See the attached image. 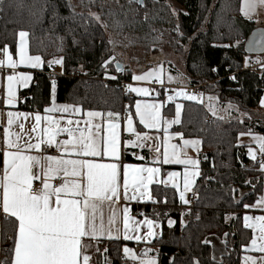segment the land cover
<instances>
[{
    "label": "trees",
    "instance_id": "1",
    "mask_svg": "<svg viewBox=\"0 0 264 264\" xmlns=\"http://www.w3.org/2000/svg\"><path fill=\"white\" fill-rule=\"evenodd\" d=\"M66 3L67 0H3L0 4L1 46L7 44L14 53L17 34L26 31L31 54H39L44 60L42 69L33 72L31 85L18 92L17 110L42 113L51 103L54 80L56 102L80 105L84 110L119 112L123 116L126 107L131 106L132 110L133 99L124 97L120 81L129 83L133 70L123 65L117 75L116 59L106 69L102 67L103 61L113 57L109 26L138 40L137 45L143 47L146 55L163 48L164 41L182 58L188 87H197L207 96H218L220 105L231 101L239 113L247 115L238 118L239 113L233 111L232 116L221 121L203 106L184 101L183 123L172 131L202 141L201 175L194 186L199 198L193 206L185 205L175 189L157 185L151 190L159 203L135 207L161 225L162 235L150 244L152 254L158 253V264H193L194 259L200 264H211L213 254L223 264H240L243 247L251 239L250 230L242 222L243 215L251 210L243 205H251L258 198L263 178L246 149L237 147L236 141L239 131L251 129L264 134V111L259 103L264 92L262 72L243 66L248 54L246 38L261 27L242 15L241 0H143V6L129 0H84L83 7L78 0L77 5L71 3L76 13H83V18L74 19ZM89 11L99 15L101 22L94 21ZM101 23L107 27H101ZM226 44L235 46L223 47ZM60 58L61 73L50 74L47 61ZM213 68L217 71L213 72ZM233 75L236 80L229 79ZM172 113L173 106H165L164 114ZM128 157V161H135ZM167 170L164 168L163 173ZM169 220L173 221L171 227ZM6 228L10 226L0 221L1 244ZM205 240L210 243L205 244ZM104 242L101 252L107 248L104 255L111 264H122L121 242ZM5 255L1 250L0 261ZM95 264H102L98 253Z\"/></svg>",
    "mask_w": 264,
    "mask_h": 264
},
{
    "label": "snow or ice",
    "instance_id": "2",
    "mask_svg": "<svg viewBox=\"0 0 264 264\" xmlns=\"http://www.w3.org/2000/svg\"><path fill=\"white\" fill-rule=\"evenodd\" d=\"M132 2L143 6V0H129V3ZM0 4H3V0H0ZM65 6L73 19L76 16L83 18V13L75 12L71 0H67ZM81 6H85L84 0H81ZM261 9H264V0H242L240 12L252 21ZM89 16L101 22L99 15L89 11ZM101 27L107 25L101 23ZM18 36L14 53L10 52L7 44L0 48V73H7L0 76V81L6 80L0 100L6 109L17 105V89L28 87L32 80L30 73L18 69H39L44 64L41 55L30 52L29 33L19 31ZM73 43H76L75 39ZM109 43L115 48V41L110 39ZM234 46L223 45L225 48ZM246 50L264 52V30L252 32ZM114 59L113 56L103 61L102 67L106 69ZM47 63L49 67L53 64L62 67L63 59L49 60ZM256 63L260 65L261 78L264 79V62L257 59ZM249 65L250 61L246 58L244 66ZM121 70L117 62L116 71ZM211 70L217 71L216 68ZM108 78L116 79L115 76ZM165 79L169 84H183L180 77L166 75L163 67L158 66L140 75H132V80L148 85L158 84L159 89L128 85L126 90L142 97L153 93L159 96L163 90L167 100L175 102L173 118L168 119L162 114L163 102L137 99L134 113L131 106L125 109L123 129L119 112L84 110L80 105H57L54 80L51 105L44 108L43 115L11 110L0 112V115H6V124L0 132V221L10 226V229H5L4 242H11L4 249L5 259L0 264H93V249L100 255L102 264H111L104 255L108 249L104 248L101 252L99 248L102 239L121 242L122 264H158V253L152 254L153 249L148 245L156 239L155 229L160 225L157 220L144 216V213H139L144 219L132 216L129 205L133 201L159 203L150 186L161 183L175 189L179 200L185 205L190 203L186 198L187 193L192 192L199 198L194 186L201 175L200 159L198 155L195 158L189 155L188 149L199 154L202 141L185 139L182 132L169 131L173 125L183 123L185 104L179 101L199 104L221 121L225 117L219 115L220 111L229 115L233 110L239 113V108L231 101L219 107L218 96H208L205 103L203 93L189 92L186 87L170 90ZM229 79L236 80V76ZM259 103L264 107V97ZM80 116L84 118H76ZM21 118L24 121L34 119L30 131H24L25 124ZM134 120H138L143 129L155 130L156 133L162 131V141L159 135L137 131ZM239 123H243V120ZM122 131L132 134L135 139H122ZM244 136L255 143L256 150L243 144L241 137ZM173 139H179L180 143H170ZM149 141L151 143H146ZM236 141L237 147L247 148V155L253 162L257 161L258 156L262 158L258 170L264 173V134L253 133L251 129L239 131ZM129 146L147 147L150 155L146 157L134 153L135 158L144 163H125L122 148ZM169 165L183 166L182 173L168 171L166 178H162L164 166ZM245 184L251 182L245 181ZM252 187L255 189V185ZM243 207L264 212V195H260L254 204H244ZM105 209L109 212L107 218ZM168 224L171 227L173 221L169 220ZM243 227L252 230L250 245L244 251L259 253L245 256L243 264H264V214L255 217L245 214ZM9 230L11 235H8ZM124 242H135L137 246L143 244L144 247L137 251ZM204 243L210 242L205 240ZM210 261L211 264H223L215 254ZM193 264H200V261L194 259Z\"/></svg>",
    "mask_w": 264,
    "mask_h": 264
},
{
    "label": "crops",
    "instance_id": "3",
    "mask_svg": "<svg viewBox=\"0 0 264 264\" xmlns=\"http://www.w3.org/2000/svg\"><path fill=\"white\" fill-rule=\"evenodd\" d=\"M241 2H242V0H241ZM253 20L257 22V24H258L259 27H264V25H263V24H264V9L259 10V14H258V16H254V17H253ZM14 58H16V57L14 56ZM252 63H253V64H252ZM158 66H162V65H157L156 67H158ZM243 66H244V63H243ZM156 67H151V68H148V69H145V70H141V71L136 72V73H134V74H135V75H140L142 72L148 71L149 69L156 68ZM162 67H163V66H162ZM244 68L256 69V70H258L260 73L262 72V69H261L260 65L257 64L256 62L254 63V61H251V62H250L249 67H245V66H244ZM41 69H42V68H39V69H30V68L21 67V68H19L18 71H25V72L30 73V74L33 76V72H34V71H39V70H41ZM163 69H164V71H165V68H164V67H163ZM49 73H50V74H53V75H54V74H60V73H61V65L53 64V65L50 67V72H49ZM165 73H166V71H165ZM6 74H7V73H0V76H4V75H6ZM134 74H133V75H134ZM170 74H171V73H166V75H170ZM171 76H174V75L171 74ZM31 82H32V80L29 82L28 87L31 85ZM5 83H6V80H2V81H0V97L3 96V93H4V86H3V85H4ZM165 84H166V85L174 86L175 89H179L180 87H184V86H185V85H180V84H177V83L169 84V83L167 82L166 79H165ZM128 85H132L133 87H152L151 85L145 84L144 82H136V81H133L132 78H131V81H130L129 83H127L126 86H128ZM28 87H26V88H18V89H17V92H19L20 90H23V89H27ZM197 92H199V93H203V91H199V90H197ZM128 93L132 96L131 99H133L132 110H131L132 113H134V111H135V109H134V104H135V101H136L137 99H140V100H147V101H149V102H152V100L154 99L157 103L163 102V107H162V109H161L162 114H163L166 118H168V119H172V118H173V116H174L175 102L168 101V100H167V95L164 94L163 90L161 91V94H160L159 96H156L155 93H153V94H151V95L148 96V97L137 96L135 93H130V92H128ZM51 94H52V91H51ZM203 94H204V93H203ZM160 96H161V97H160ZM204 96H205V103H207V99H206V98H207L208 96L205 95V94H204ZM262 97H264V92H263L262 95H261V98H262ZM55 102H56V100H55ZM179 102H182V103H183L184 101L181 100V101H179ZM17 104H18V103H17ZM56 104H57V105H64V104H62V103H58V102H56ZM50 105H51V103L49 104V106H50ZM68 105H72V104H68ZM167 105H172V106H173V113H172V115H165V114H164V108H165V106H167ZM47 107H48V106H47ZM261 109H262V111H264V107H261ZM7 110H11V111H19V110H17V105H16L15 107H10V108H7V109H6L5 106H4L3 103H2V100H0V112H6ZM233 111H235V110H233ZM233 111H232V112H233ZM19 112H23V111H19ZM25 113L35 114V113H33V112H25ZM39 114L43 115V114H44V111H43L42 113H39ZM56 115L59 116L60 114H56ZM65 115H66V114H65ZM76 118L83 119L84 117H83V116H80V117H76ZM21 120H22V122L25 124L24 131H25V132L30 131L31 128H32V125H33V123H34V119H30V120L24 121L23 118H21ZM123 120H124V115H123V116L121 115V122H122V124H121V128H122V129H123V127L125 126V125L123 124ZM5 124H6V115H0V131H1V132H2V127H3ZM81 126H83V125H81ZM174 126H176V125H173L172 128H173ZM134 127L137 128V131H141V130H143L144 132H148L149 135H159V136H160V139H161V141H162V138H163V133H162V131H161L160 133H156L155 130L143 129V126H142V125H139L138 120H134ZM172 128L169 129L170 132H174V131H172ZM14 130L19 131V129H14ZM256 134H257V133H256ZM61 138H63V137H61ZM121 138H122V139H135V137L132 136V134L127 133V132H123V131H122V133H121ZM185 139H197V138H185ZM241 140L243 141V144H244V145L251 146V147H253L254 150H256L257 146L255 145L254 142H252V141L250 140V138H249L248 136L241 137ZM146 143H151V142L149 141V142H146ZM170 143L179 144V143H180V140H179V139H173L172 141H170ZM240 147H244V146H240ZM244 148L246 149V152H247V148H246V147H244ZM200 150H201V145H200ZM122 151L125 153V155L123 156V160H124V162H125V163H131V164H141V163H144L143 161H139V160H137V159L135 158V155H133L134 153L137 154V155H144V156H146V157H148V156L150 155V154H149V150H148L147 147L141 149V148H138V147L129 146V147H127L126 149L122 148ZM143 151H146V153L143 152ZM161 151H163V148H161ZM199 153H200V152H199ZM188 154L191 155V156H193L194 158L197 157V155L199 156V154H197L196 152L192 151L190 148L188 149ZM127 156L131 157V158L134 159L135 161H133V162H132V161H128V160H127ZM129 157H128V158H129ZM200 164H201V162H200ZM164 168H169V170H167V171L164 173V175H163L162 178H166V173H167L168 171H178V172H181V173H182V171H183V166H181V165H169V166H164ZM198 178H199V177H198ZM198 178H197V179H198ZM159 185L164 186L162 183L159 184ZM153 186H157V184H153V185H151L150 188L152 189ZM164 187H165V186H164ZM167 187H168V188H172L170 185L167 186ZM181 189H182V178H181ZM175 191H176V190H175ZM176 193H177V192H176ZM189 193H191V192H189ZM189 193L186 194V198H187V195H188ZM177 195H178V193H177ZM260 195H264V173H263V178H262V189H261V192H260L258 198L260 197ZM178 197H179V195H178ZM258 198H257V199H258ZM257 199H256V200H257ZM256 200H255V201H256ZM255 201H254L252 204H254ZM148 203L153 204L152 202H149V201H144V202H141V203H137V202H135V201L131 202V204L129 205V207H130V209H131L130 214H131L132 216L136 217L137 219H144V216H147V217L150 218V219H154L153 217H151V216H149L148 214H146L142 209H138V208L135 207L136 205L148 204ZM252 204H251V205H252ZM139 211H142V212L144 213V216H140V215L138 214ZM246 214L249 215V216H253V217H255V216H257V215H262V214H264V212L251 210L250 212H248V213H246ZM104 215H105V218H107V216L109 215V212H108L107 209L104 210ZM244 215H245V214H244ZM244 215H243V216H244ZM154 220H155V219H154ZM242 222H243V217H242ZM158 223H159V222H158ZM167 224H168V221H167ZM159 225H160V223H159ZM249 230H250V232H251V236H252V230H251V229H249ZM155 231H156V233H157V237H156V239H157V238H159V237L162 235L161 225H160L158 228H156ZM153 240H155V239H153ZM102 241H109V240H107V239H102ZM119 242H120V241H119ZM250 242H251V239H250V241L248 242V244H247L246 246L243 247V249L246 248L248 245H250ZM124 243H127L129 247H133V248H134L135 250H137V251H139L140 248H143V247H144L143 244L137 246V245L135 244V242H124ZM148 247H150V245H148ZM99 248H100V247H99ZM150 248H151V247H150ZM100 249H101V248H100ZM93 252H94V254L92 255V260H93V264H95V263H96V254H97V253H95V250H94V249H93ZM121 252H122V247H121ZM0 253H1V235H0ZM248 255H259V253H252V252H246V251H244L243 254H242V258L245 257V256H248Z\"/></svg>",
    "mask_w": 264,
    "mask_h": 264
},
{
    "label": "rangeland",
    "instance_id": "4",
    "mask_svg": "<svg viewBox=\"0 0 264 264\" xmlns=\"http://www.w3.org/2000/svg\"><path fill=\"white\" fill-rule=\"evenodd\" d=\"M71 2L74 5H77L78 0H71ZM96 14V13H95ZM264 25V24H263ZM114 26H109L108 31V39L115 41V48L112 47L113 56L116 60L119 61L124 66L130 67L133 70V74L136 72H139L141 70L148 69L150 67H156L158 64H163L166 66L165 71L166 73H171L174 76L173 77H180L183 80V84L180 85H186L185 78L183 76V61L179 54L173 52L171 49H169L165 42L161 43V46L163 48L155 49L154 54L150 51L148 55H146V51H144L142 46L137 45V41L133 37H129L127 33H123L122 30L118 31L115 29ZM261 29H264L261 27ZM19 40V36L17 34V42ZM159 48V47H158ZM152 49V48H151ZM264 52L260 53H248L245 55L244 59H249V61L256 62L257 59H260L261 61L264 58ZM146 55V56H145ZM253 64V63H252ZM169 69L172 71H169ZM170 74V75H171ZM179 84V83H177ZM224 105H219V107H223ZM219 115H223L224 117L232 116L231 114H226L223 111L219 112ZM244 116V115H243ZM240 114L236 117L242 118ZM184 221L181 223L183 224ZM244 258V257H243ZM243 258H241V263L243 264Z\"/></svg>",
    "mask_w": 264,
    "mask_h": 264
},
{
    "label": "built area",
    "instance_id": "5",
    "mask_svg": "<svg viewBox=\"0 0 264 264\" xmlns=\"http://www.w3.org/2000/svg\"><path fill=\"white\" fill-rule=\"evenodd\" d=\"M0 48H3L2 46H1V44H0ZM19 70V69H18ZM9 72H10V70H9ZM117 75H119V73H117ZM126 85H127V83L126 82H124V81H120V87H121V89L123 90V94H124V97L126 98V99H131L132 98V96L128 93V91L126 90ZM152 87H155V88H157V89H159L160 88V85H158V84H154V85H151ZM167 86V88L168 89H175V87L174 86H171V85H166ZM184 87H186V90L187 91H189V92H197V87H188V86H184ZM168 94H171V92H169ZM125 116V115H124ZM1 132V131H0ZM260 159H262L261 157H259L258 156V158H257V161L255 162L256 163V165L259 167V160ZM187 199L190 201V203H189V205L190 206H193V204L196 202V200H197V196H195V195H193V193L191 192V193H189L188 195H187ZM139 213H143V212H141V211H139L138 212V214ZM10 246V241H7V242H3L2 244H1V250H3L4 251V249H6V248H8ZM105 246V242L104 241H101V243L99 244V247L100 248H103ZM1 258H4V256H2Z\"/></svg>",
    "mask_w": 264,
    "mask_h": 264
},
{
    "label": "water",
    "instance_id": "6",
    "mask_svg": "<svg viewBox=\"0 0 264 264\" xmlns=\"http://www.w3.org/2000/svg\"><path fill=\"white\" fill-rule=\"evenodd\" d=\"M257 30H264V29L259 28V29H257ZM257 30H254V31H257ZM254 31H253V32H254ZM251 34H252V32H251V33L249 34V36L246 38V41H245V49H247V41H248L249 37L251 36ZM246 52L250 54V53H254V52H256V51H247V50H246ZM256 53H260V52H256ZM119 64H120V66H121V69L123 70V65H122L121 63H119ZM115 67H116V63H115ZM122 70H121V71H122ZM121 71H116V72H117V73H120Z\"/></svg>",
    "mask_w": 264,
    "mask_h": 264
}]
</instances>
